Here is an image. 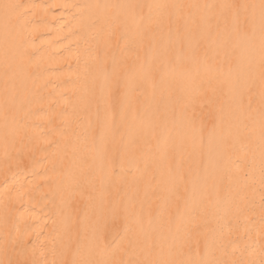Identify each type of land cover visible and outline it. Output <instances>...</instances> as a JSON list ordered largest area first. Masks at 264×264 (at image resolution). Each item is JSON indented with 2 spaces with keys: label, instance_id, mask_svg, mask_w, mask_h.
Masks as SVG:
<instances>
[{
  "label": "bare ground",
  "instance_id": "obj_1",
  "mask_svg": "<svg viewBox=\"0 0 264 264\" xmlns=\"http://www.w3.org/2000/svg\"><path fill=\"white\" fill-rule=\"evenodd\" d=\"M0 264H264V0H0Z\"/></svg>",
  "mask_w": 264,
  "mask_h": 264
}]
</instances>
